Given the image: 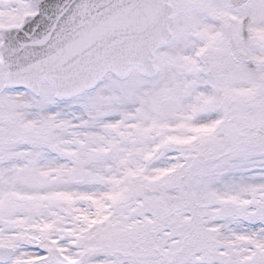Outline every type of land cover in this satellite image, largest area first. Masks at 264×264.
I'll return each instance as SVG.
<instances>
[{"label":"snow or ice","instance_id":"6c2138e0","mask_svg":"<svg viewBox=\"0 0 264 264\" xmlns=\"http://www.w3.org/2000/svg\"><path fill=\"white\" fill-rule=\"evenodd\" d=\"M0 264H264V0H0Z\"/></svg>","mask_w":264,"mask_h":264}]
</instances>
